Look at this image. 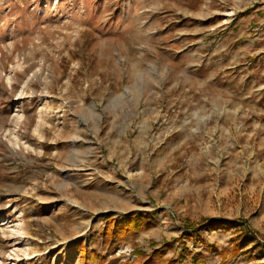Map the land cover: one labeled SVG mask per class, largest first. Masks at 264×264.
<instances>
[{
    "label": "rangeland",
    "instance_id": "1",
    "mask_svg": "<svg viewBox=\"0 0 264 264\" xmlns=\"http://www.w3.org/2000/svg\"><path fill=\"white\" fill-rule=\"evenodd\" d=\"M263 60L264 0H0V264H81L127 209L159 263L163 213L172 264H264Z\"/></svg>",
    "mask_w": 264,
    "mask_h": 264
},
{
    "label": "crops",
    "instance_id": "2",
    "mask_svg": "<svg viewBox=\"0 0 264 264\" xmlns=\"http://www.w3.org/2000/svg\"><path fill=\"white\" fill-rule=\"evenodd\" d=\"M261 11H262V9L260 7H258L256 9V11L251 14L252 17H251L250 20H258V18H259L258 14H260ZM253 14L256 15V16H254ZM244 37H246V33L244 31H242V30H234L233 28H231L230 30H228L226 32L224 37L220 40V48L226 54V58L229 61V65L235 64L236 62H242L246 58L247 54H251L252 53V51L249 50V48H250L251 45L254 46V44H255L254 41L247 42L245 44V46L241 48V51L239 53L234 54V51L232 49L233 44L235 43L236 40L238 41L240 38H244ZM259 51H260V49L258 50V52ZM262 63H264V60L262 61ZM259 65L261 66V64H259ZM128 210H130L128 213H133L135 215L137 213H139V212H142L144 215H146V214L149 215L148 212L144 213V211H141L140 209H127V210H124V211H128ZM116 215H117L116 219H119V218L122 217L123 214H119L117 212H113L109 216V217H111L110 218V221H111L110 227H113L114 222L116 220V219H113V218ZM162 217H163L164 220H166L167 223L170 222L169 227H167V228H171V231H173L172 232L173 233L172 234L173 237H170V238L177 245V247L174 248V249H176L175 251H176L177 255H173V257H172V255L169 252V250L167 249V247H163L162 248V250L164 251L163 255H164V257H167V258H170V259H173V258L175 259V258H177L179 253L180 254L183 253V250L185 248V245L183 244L184 238L187 236V234L191 233L190 232L191 230L186 228L185 225L181 226L180 224L177 225L176 223H175V225H173L174 223L172 221H169L167 219V216L165 214H163V213H162ZM145 219L149 220L151 218H145ZM103 226H105V225L102 224L101 229L103 228ZM101 229L99 230V232L101 231ZM153 230H154L153 228H150V229H142L141 231H139L137 236L135 237L136 244H134L135 241L134 242H127L128 245H126V247L130 248V249H127V250L131 251V249L133 250L137 246V247H139L138 249H142L143 250V252H144L143 255H139L138 258H135L136 253L134 254V253L131 252L130 255H125V256L119 257L118 258V264H159V262L154 257L156 255L157 251L156 252H154V251L152 252V250L154 248L150 246V244L152 243V241H154V239H158L157 237H155ZM184 232H186V234H184ZM179 235H180V237L178 239L177 236H179ZM82 242H84V241H82ZM89 242L92 243L91 239H89ZM109 243H110L109 240L103 241V237L101 236L100 237V248L91 247L90 245H89V247L92 250H94L97 253H100L102 256H104L105 255L104 253L107 250H111L112 249V248L108 249ZM168 244H171V242H168ZM155 248H156V246H155ZM158 248H159V246H158ZM120 250L121 249H119L117 255L119 254ZM133 259H135V260L133 261V263H131Z\"/></svg>",
    "mask_w": 264,
    "mask_h": 264
},
{
    "label": "trees",
    "instance_id": "3",
    "mask_svg": "<svg viewBox=\"0 0 264 264\" xmlns=\"http://www.w3.org/2000/svg\"><path fill=\"white\" fill-rule=\"evenodd\" d=\"M112 213H113L112 211H107L106 216L108 217ZM235 222H238L237 225H240L242 227H248L249 228L248 233L249 234L252 233V229L248 225H246V223L243 220H236ZM218 223H223V222H218ZM189 224L190 225H185V227L188 229L194 227L193 223H189ZM150 225L151 223L144 219V217L141 215V212L137 213L136 215L133 213H128L124 215L122 219H116L113 227H108V226L105 227V229L103 230L104 241L105 240L110 241L108 245V249L115 248V246L122 241L134 242L138 232L142 229L147 228ZM182 257H180L179 261L181 260ZM192 259L195 261L194 258ZM134 260L135 259H133L131 263H133ZM103 261H104L103 257L99 256L97 253L93 251L84 250L82 251L80 257L81 264H102ZM172 263L173 260L169 259L167 262H161L159 264H172Z\"/></svg>",
    "mask_w": 264,
    "mask_h": 264
},
{
    "label": "bare ground",
    "instance_id": "4",
    "mask_svg": "<svg viewBox=\"0 0 264 264\" xmlns=\"http://www.w3.org/2000/svg\"><path fill=\"white\" fill-rule=\"evenodd\" d=\"M72 230H76V226L72 227L71 231H72Z\"/></svg>",
    "mask_w": 264,
    "mask_h": 264
}]
</instances>
